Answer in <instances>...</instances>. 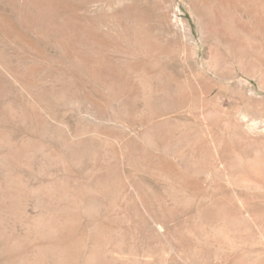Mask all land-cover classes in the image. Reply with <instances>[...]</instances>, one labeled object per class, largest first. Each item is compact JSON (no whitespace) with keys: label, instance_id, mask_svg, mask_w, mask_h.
I'll return each instance as SVG.
<instances>
[{"label":"rangeland","instance_id":"1","mask_svg":"<svg viewBox=\"0 0 264 264\" xmlns=\"http://www.w3.org/2000/svg\"><path fill=\"white\" fill-rule=\"evenodd\" d=\"M132 263L264 264V0H0V264Z\"/></svg>","mask_w":264,"mask_h":264},{"label":"bare ground","instance_id":"2","mask_svg":"<svg viewBox=\"0 0 264 264\" xmlns=\"http://www.w3.org/2000/svg\"><path fill=\"white\" fill-rule=\"evenodd\" d=\"M106 192H107V191L105 190V193H106ZM107 193H108V192H107ZM137 199H138V198H137ZM143 202H144V200H143ZM141 203H142V202H141ZM138 204H139V203H138ZM138 206H139V205H138ZM141 206H142V205H141ZM139 208H141V207H139ZM143 209H144V208H143ZM148 209H149V208H148ZM146 211H147V210H146ZM148 212H149V210H148ZM148 212H147V213H148ZM145 213H146V212H145ZM154 213H155V212H154ZM155 214H156V213H155ZM147 216H148V215H147ZM156 216H157V215H156ZM148 217H149V216H148ZM151 217H152V216H151ZM152 218H155V217H152ZM145 219H146V218H145ZM157 219H158V218H157ZM149 220H150V219H149ZM151 220H152V219H151ZM151 220H150V222H151ZM153 220H154V219H153ZM158 221H159V219H158ZM158 221H157V222H158ZM163 221H164V220H163ZM151 223L153 224V222H151ZM159 223H160V222H159ZM146 224H147V223H146ZM149 224H150V223H149ZM154 224H155V223H154ZM156 224H157V223H156ZM156 224H155V225H156ZM74 225H75V224H74ZM150 225H151V224H150ZM102 226H103V225H102ZM153 226H154V225H153ZM159 226H160V225H159ZM69 227H70V226H69ZM156 227H158V226L156 225ZM164 227H165V226H164ZM162 228H163V227H162ZM168 228H169V227H168ZM143 229H144V228H143ZM157 229H159V228H157ZM159 230H160V229H159ZM162 230H163V229H161V232H163ZM169 230H170V228H169ZM120 231H121V230H120ZM123 231H124V230H123ZM124 234H125V233H124ZM65 235H66V234H64V236H65ZM121 235H122V233H121ZM126 236H127V235H126ZM123 238H124V237H123ZM123 238H119V239H123ZM128 238H129V237H128ZM48 239H49V238H48ZM49 241H50V239H49ZM51 241H52V240H51ZM122 241H123V240H122ZM122 241H121V243H122ZM118 243H119V242H118ZM121 243H120V245H122ZM39 244H40V243H39ZM129 244H130V243H129ZM55 252H56V250H55ZM53 254H54V253H53ZM56 254H57V253H56ZM56 254H55V255H56ZM68 254H69V253H68ZM59 256H60V255H58L57 257H59ZM67 257H68V256H67ZM59 259H60V258H59ZM59 259H58V261H59ZM65 263H66V262H65ZM133 263H134V262H133ZM133 263H132V264H133Z\"/></svg>","mask_w":264,"mask_h":264},{"label":"built area","instance_id":"3","mask_svg":"<svg viewBox=\"0 0 264 264\" xmlns=\"http://www.w3.org/2000/svg\"><path fill=\"white\" fill-rule=\"evenodd\" d=\"M181 18V17H178V19Z\"/></svg>","mask_w":264,"mask_h":264}]
</instances>
